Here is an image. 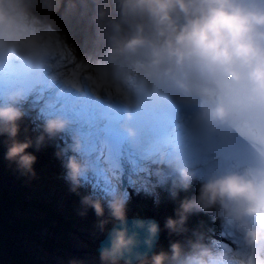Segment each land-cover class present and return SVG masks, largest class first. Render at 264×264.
<instances>
[{"label": "clouds", "instance_id": "clouds-1", "mask_svg": "<svg viewBox=\"0 0 264 264\" xmlns=\"http://www.w3.org/2000/svg\"><path fill=\"white\" fill-rule=\"evenodd\" d=\"M0 0V48L20 45L38 52L37 39L27 34L9 5ZM117 16L112 19L109 37L110 58H143L145 75L157 88L194 105V120L209 129L239 126L253 160L246 166L229 167L199 176L188 167H179L181 186L188 190L198 181L194 195L186 197L177 209L182 223L186 213L217 209L228 221L244 230L247 239L264 237V0H114ZM110 9L101 6L103 19ZM125 26L127 32L125 33ZM23 92L10 94V103L0 105V135L10 139L6 158L31 169L36 159L26 151L29 140L17 139V121L22 112L16 102ZM67 121L49 119L45 130H62ZM129 134L134 130L129 128ZM67 167L75 180L81 165L71 158ZM107 201L111 216L121 223L113 228L109 245L102 247L100 258L116 264L135 243L126 226L124 196L110 194ZM85 202L89 197L84 198ZM97 216L103 215L99 200L92 201ZM178 220L169 217L166 227L175 228ZM147 225L150 236L159 231L154 220H136ZM179 256L180 245H172ZM168 253L152 256V264H165ZM186 264H220L209 249L186 260Z\"/></svg>", "mask_w": 264, "mask_h": 264}, {"label": "trees", "instance_id": "trees-1", "mask_svg": "<svg viewBox=\"0 0 264 264\" xmlns=\"http://www.w3.org/2000/svg\"><path fill=\"white\" fill-rule=\"evenodd\" d=\"M61 1L65 4L66 15L64 14V17L68 16L67 22H70V26H73L80 33L88 34V32L96 29L99 32H105V30L113 28L111 21L117 14L113 11V8H116L115 3L110 0H56L57 3H61ZM90 1L92 3L96 1L94 4L99 6L94 7ZM101 6L110 9L109 14L103 19L98 17V10ZM4 167L3 171L7 173H16L19 170L16 165L8 162L4 164ZM16 193L19 195V192L16 191ZM20 195L23 194L20 193ZM15 210L24 211V213L15 216L13 212ZM29 210L31 208L28 204L0 189V264H41L25 259L24 252L21 249L19 250V247L15 244L18 237L26 232L34 234V230L40 225L47 226L53 234L57 232V229H61L59 228L61 227L60 221L55 222L54 220L51 222L52 218L47 216L43 218L32 217L29 215L32 214L28 212ZM43 241L45 248H52L54 241L50 236H45Z\"/></svg>", "mask_w": 264, "mask_h": 264}, {"label": "rangeland", "instance_id": "rangeland-1", "mask_svg": "<svg viewBox=\"0 0 264 264\" xmlns=\"http://www.w3.org/2000/svg\"><path fill=\"white\" fill-rule=\"evenodd\" d=\"M42 1L46 2L48 5V8L46 9L47 13L48 12L50 14L51 13L52 14L57 13L59 15H62L64 20L67 21L66 19L68 18V16L64 17L65 4L62 1H61V3H57L56 0H42ZM10 8L14 9V12L18 13V20L20 22H22V23H20V25L22 27L25 26V27L33 29L34 26L38 23V21L40 19L46 20L49 23L50 27H52V28L56 29V27H57L59 29L61 27L58 22H55L54 19L49 18L43 11L38 10L36 8H35L36 10L33 9L30 6L28 0H14V3L10 4ZM44 24L40 25V27L43 31L48 29L49 31L53 32L51 29L45 28ZM60 29H62V28H60ZM42 36H44V35H42ZM59 42H61V44L66 46L68 49L75 47L76 51L80 50V45H79L78 41L75 38H73L72 36H70L69 33L67 32V30H65V29L62 32H60ZM69 53H72V52H69ZM79 55H81V54H79ZM73 63H75V62L73 61ZM77 66L79 67V65H77ZM2 177H3V175L0 173V178H2ZM22 178H24L23 175H22ZM18 181L19 180H17L15 177H11L9 175H6L5 178L2 180L0 179L1 186L5 189V191L7 193L12 191V189L16 186V182H18ZM20 214H21V211H19V210L14 211L15 216H19ZM35 214L41 215L42 212L40 210H35ZM66 231H69V230L57 229L56 233L61 234V236H59V237L55 236L56 233L54 235H50L52 238L55 237V241L58 242L59 246H57V248H56L57 251L58 250L62 251V248L64 249V247H63V245L65 243L64 238H67V240L68 239L73 240V246H74L73 249L69 250L68 249L69 246L67 244L65 247V248H67L66 249V256L61 257V259L57 258L58 262L60 264H61V261L69 262V264H77L76 260L83 259V257H85L86 255H89V254L94 252V250H93L94 246H93L92 240H90L88 237L85 238V237H83V235H79V234L75 233L71 229L69 231L70 233H68ZM34 233H35V236L40 238V240H43L44 236L46 234V231L44 229H41V227H39L38 229H36V232H34ZM86 242H88V245L86 244ZM15 244L19 247V250L20 249L22 251L26 250L29 253V255H31V256H28L27 254L23 255L25 257V259L29 260V261H35V262L40 261V262H44L45 264H47L49 262V258L52 261V257H55L53 254L48 255L47 253H45L44 248L42 247V243L38 239L32 238V235H30L27 232L25 234L19 236ZM1 251H3V250H1ZM55 253H57V252H55ZM79 253H81V256H82L81 258L79 257L80 256ZM69 255H72L73 257L69 259Z\"/></svg>", "mask_w": 264, "mask_h": 264}, {"label": "water", "instance_id": "water-1", "mask_svg": "<svg viewBox=\"0 0 264 264\" xmlns=\"http://www.w3.org/2000/svg\"><path fill=\"white\" fill-rule=\"evenodd\" d=\"M41 2H43L41 0ZM40 3V2H39ZM43 6H47L46 2L42 3ZM60 19H62V17H59ZM136 220H144V221H148L150 220V218H131V219H127V229H128V233L129 235H133L135 236V243L131 246L130 250H126L124 255L122 257H120L119 259H124L127 260L128 262H133L145 255H149L153 248H152V240L156 237L155 236H150V234L147 231V225L145 224L144 226H139L137 224L134 223V221ZM121 223L118 222L115 226H113L112 228H109L107 231L106 236L99 242V245L97 247V250L100 252L102 247H105L107 245H109L110 243V233L112 231L113 228L116 227H121Z\"/></svg>", "mask_w": 264, "mask_h": 264}, {"label": "bare ground", "instance_id": "bare-ground-1", "mask_svg": "<svg viewBox=\"0 0 264 264\" xmlns=\"http://www.w3.org/2000/svg\"><path fill=\"white\" fill-rule=\"evenodd\" d=\"M49 17V16H48ZM50 18V17H49ZM45 23V24H44ZM42 24H44V27L45 28H49V29H51L53 32H51V31H49L48 29H46L45 31H43L42 29H41V27H40V25H42ZM70 25V22H66V23H64L63 25H61L60 24V28H62L63 30L65 29H67V27ZM27 27H25V26H23L22 27V29L27 33V34H29V35H35L34 37L37 39V41H38V44H39V41H44V40H42V38H41V35H44V36H46L47 38H49L47 35H52V36H60V32H62L63 30L62 29H58L57 27H56V29L55 28H52V27H50V25H49V23L46 21V20H43V19H40L39 21H38V23L34 26V28L33 29H31V28H29V29H26ZM66 55H73L74 57H76V55H78V53L77 52H75V53H73V54H65L64 56H66ZM104 72H107V73H111L110 71H109V68H107V70H105ZM75 85H76V87H79V88H82L83 89V91H85V86H87V84L86 85H84V87L81 85V83H80V81L78 80V79H75ZM118 86H120V85H118ZM96 91H98L97 90V88L96 87H94V91L93 92H96ZM123 92L124 93H128V92H132V87L131 88H127L126 86H124L123 87ZM85 93H87V92H85ZM56 102H58V101H56ZM49 106H52V104L51 105H49ZM54 107H56V105L54 106ZM100 111H101V113H102V115H105L106 114V112H107V108L105 107V106H102L101 107V109H100ZM26 124V123H25ZM26 126H27V124H26ZM55 136H59V135H55ZM52 140L54 141L55 139H54V137H52ZM197 164V163H196ZM89 168V167H88ZM179 168V167H178ZM13 169V168H12ZM91 169V168H90ZM93 169V168H92ZM195 169H196V166H194V171H195ZM94 170V169H93ZM179 171V170H178ZM127 173L129 174V172L128 171H126V175H127ZM145 173V176H146V181H147V183L148 184H150L149 186H150V188L153 190V191H155V188H154V183H152L151 184V180H149V178H150V174H148V172H144ZM3 182V181H2ZM196 188H198V184H196ZM218 219V218H217ZM223 223H225V222H223ZM213 225H215V224H213ZM227 223H225V225H223L222 226V228L220 229L222 232H224V233H226V234H228L229 236H231V237H234V238H236L238 235H237V233H236V231H235V226L234 225H232V224H229L228 226H231V232L232 233H235V234H232V233H230L229 231H228V228H227ZM219 230V231H220ZM232 261H235V262H240V259L239 258H231V257H228V258H225L224 259V264H227V262H232Z\"/></svg>", "mask_w": 264, "mask_h": 264}]
</instances>
